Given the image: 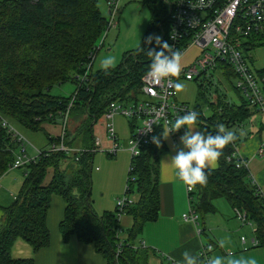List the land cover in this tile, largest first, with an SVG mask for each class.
<instances>
[{"label": "trees", "instance_id": "trees-1", "mask_svg": "<svg viewBox=\"0 0 264 264\" xmlns=\"http://www.w3.org/2000/svg\"><path fill=\"white\" fill-rule=\"evenodd\" d=\"M168 13L167 7L159 25L163 41H167L162 30L167 31ZM108 27L109 19L102 13L98 0H0V178L11 169L19 148L3 121L13 123L20 131L42 130L43 122L61 120L73 96L64 143L88 149L82 154L42 149L36 160L20 167L24 174L22 186L16 200L4 208L1 221L0 264H34L32 259L12 257L13 244L19 237L35 251L49 245L47 214L54 193L61 195L67 204L60 223L65 240L77 234L83 241L94 244L108 264L148 263L150 250L138 246L136 240L144 225L160 213L159 159L167 150L165 140L161 138L162 147L153 142L146 144L141 154L131 159L133 170H129L125 194L135 201L123 214L132 215L134 222L122 238L117 209L99 214L93 206V162L97 151L94 126L111 102L140 100L142 78L151 64L148 48L159 50V47L153 41L145 46L142 55L128 52L118 70L92 71L94 58L103 46H99L100 40ZM222 67L228 77L234 76L230 67ZM87 71L89 79L82 80ZM258 71L264 72V68ZM67 82L76 84L71 95L52 93L54 86ZM203 87L200 84V95L205 97ZM241 97V102L236 103L218 94L216 102L208 105L210 116L197 104V122L213 135L218 125L227 128L243 125L254 108ZM134 123L130 120L131 127ZM162 131L158 128L155 136ZM235 135L237 144L239 135L237 132ZM61 138L49 135L52 144L60 143ZM234 150V144H228L218 167L205 170L207 183L194 187L193 204L203 218L207 210L215 211L214 200L226 199L236 212L245 214L246 222L255 225L257 246L264 248V196L252 182L249 170L232 156Z\"/></svg>", "mask_w": 264, "mask_h": 264}, {"label": "built area", "instance_id": "built-area-1", "mask_svg": "<svg viewBox=\"0 0 264 264\" xmlns=\"http://www.w3.org/2000/svg\"><path fill=\"white\" fill-rule=\"evenodd\" d=\"M163 2L169 8V13L167 16V31L164 32L163 29L162 36H166L172 50L179 51L181 57L192 47L198 49L199 53L189 65L182 67L178 76L165 78L160 83L153 82L147 72L142 78L140 100L137 103L113 101L109 104L104 118L106 120L107 135L112 142V147L107 149L98 140H96V145L110 155H116L121 150L119 136L115 129L114 119L116 115H122L135 121L128 141V150L131 153V158L134 159L141 154L142 148L146 144L152 143V137L155 136L158 128L163 130V126H171L177 116L184 115L188 111L197 112L187 102L178 100L176 85L182 78L193 80L202 74H206L209 68L216 69L220 67L222 69L221 73L227 75L222 66L230 67L236 78L235 87L237 91L264 118V72L254 69L244 53V50H250L258 40L264 39V0H163ZM107 4L110 10L109 29L117 26L120 0H107ZM101 44H103L102 41L99 46ZM90 65H88L89 68ZM88 74L87 71L81 79L88 80ZM74 98L75 96H73L67 110L61 114L63 125L61 142L58 144L53 143L48 148V152L62 150L67 154H82L88 150L73 148L64 143V136L69 125L70 108ZM202 122L207 123L205 120ZM3 125L8 128V131L19 143L21 151L17 153L15 161L10 166L11 169L25 166L42 154V149L31 144L34 147L35 154L30 155L27 152V144L31 142L26 135L6 119L3 121ZM149 125H151V131L146 129ZM239 127L227 128L225 126L226 130L235 134L236 132L238 134ZM232 143L235 146L232 156L240 160L239 165H244L248 169V161L237 155L235 140ZM259 152L260 154L264 153V141ZM129 170H133L131 164ZM250 177L252 182L256 184L251 175ZM128 187L129 184L127 183L126 191ZM193 191L194 187L189 188L187 186L189 210L183 214V218L186 221L195 223L199 234H201L203 229L200 214L193 204ZM131 203L132 199L125 193L123 197L117 199L116 209L119 218ZM237 214L246 222L244 213L237 211ZM242 241L246 242L245 236H242ZM141 243L142 246H145L144 242ZM252 243L257 246L258 240L254 238ZM213 248V244L202 247L199 253L202 259L201 264H207V261L212 259L211 252Z\"/></svg>", "mask_w": 264, "mask_h": 264}, {"label": "crops", "instance_id": "crops-1", "mask_svg": "<svg viewBox=\"0 0 264 264\" xmlns=\"http://www.w3.org/2000/svg\"><path fill=\"white\" fill-rule=\"evenodd\" d=\"M196 50L197 52L194 55L181 60L182 67L189 65L194 60L199 53V50ZM92 71H94L93 66ZM58 87H60L61 92H64L65 88L72 90L68 86L59 85ZM70 93L67 92L64 95H71L72 93ZM204 111L209 116L212 114L208 106L204 108ZM254 111L259 113L255 108ZM260 115L252 113L250 118L238 128L239 139L236 151L237 155L248 161L249 174L264 196V153L260 154L259 152L261 144L264 141V118L262 117V119ZM200 125L197 122L196 127L199 130L211 133ZM128 127L130 134H132L133 130L130 120L128 121ZM184 131L185 129L182 128L179 132L171 134L168 140H165L167 150L160 155L159 159L160 175L158 188L160 193V213L155 220L149 221L144 225L139 238L136 240L138 246H141V242H144L145 248L150 250L147 264H183L182 254L185 251L190 252L197 258V264H201L202 259L199 253L202 247L207 244H213L214 246L211 252L212 258L216 256L223 257L225 264L228 259L241 258H255L257 264H264V248L255 246L252 243L255 238V225L249 222L252 235L251 237H247L244 232L245 228H242L236 220L229 219L233 215L231 210H226L223 213L222 204H220L221 210L216 206L215 200L213 201L215 211L207 210L203 218L200 215L201 227L203 229L201 234H199L195 223L186 221L183 218V214L189 210L187 185L178 179L177 170L170 164V157L176 154L174 145L177 148L183 147L180 144V136ZM96 140L101 142L107 149L112 147V142L109 138L107 145H104L101 137H97ZM32 151L29 153L30 155L35 154L34 149ZM119 153L120 150L117 154ZM96 154L97 152L94 155V162L97 160L101 165L95 167L94 184L95 182L108 179L110 167L118 166L116 189L121 188L119 190L121 192L125 183V172L129 166L128 152H122L118 160L104 159V156H96ZM217 167L218 161L214 166H210L207 169ZM16 169H10L0 178V226L4 217V208L16 200L18 191L24 180V174H20ZM93 192L94 188L92 189V195ZM115 195H111L109 200L105 197L106 192L104 191L98 194V196L93 195L92 201L95 211L99 214L114 212L116 210ZM131 199V204H133L135 198L131 196ZM66 205L65 199L61 195L57 193L52 194L47 214V226L50 232L49 245L35 251L29 242L19 237L13 244L11 250L12 257L14 259H32L34 264H108L107 259L96 250L94 244L83 241L77 234L70 235L67 240L64 239L60 230V223L65 216ZM236 215L238 216L237 212ZM238 218L245 223L239 216ZM133 222V216L130 214H123L120 217L121 237L133 225ZM238 234H240L239 237L237 236ZM242 236L246 237V242L242 241Z\"/></svg>", "mask_w": 264, "mask_h": 264}, {"label": "rangeland", "instance_id": "rangeland-1", "mask_svg": "<svg viewBox=\"0 0 264 264\" xmlns=\"http://www.w3.org/2000/svg\"><path fill=\"white\" fill-rule=\"evenodd\" d=\"M154 1L155 0H120V10L117 18V26L110 27L103 33V36L100 40V42L102 41L103 46L97 52L94 58V71L102 69L100 66L101 61L106 57H115L116 66L111 69L118 70L120 67H123V60L125 59V56L128 52H130V54H133V56L142 55V53L145 51V46L148 45L146 43V38L150 34H160L159 25L162 23L164 14L167 10V6L164 4L163 0H156L155 2ZM98 2L102 13L110 20L107 0H98ZM153 28L154 30L152 31ZM196 52V48L192 47L184 53V55L181 57V60L189 58ZM244 53L247 56L250 65L254 69L260 70L264 68V39L258 40L250 50H244ZM220 71H222L220 67L216 69L209 68L206 74H202L200 77H196L193 80H187L185 78L180 79L178 81V84L183 85V88L181 91L177 92L178 100L180 102H187L193 108L196 107L197 104H200V106H202V108L204 109L206 106L209 105L210 102H216L218 94H221L227 101L240 103L242 95L237 91L235 87L236 78L234 76L228 77V75H224ZM200 84L204 85L202 91L205 92V97L203 95H200ZM62 85L68 86L72 90L66 89L64 87V92H61L60 87L54 86L52 89V93L56 95H64L67 92L72 93L76 87L73 82H67ZM254 114L260 115L255 111ZM260 116L262 118V115ZM114 121L115 129L119 136V144L123 149L120 150V153L117 154V156H110L106 152L102 151L100 147H97L96 156H104V159L109 160H118L121 157L120 154L122 152H128L129 166L127 171L125 172L124 187L122 188L121 192H119L121 188L116 189L117 172L119 168L118 166L110 167L108 172V179H105L104 181L95 182L94 184V172L96 171L95 167L97 165H101L96 160L94 162L95 166L93 171V195L98 196V194L104 191L106 192L105 197L109 200L111 195L116 194L114 198L116 203L117 197H123L126 188V182L129 177L131 153L127 149L128 141L131 134L128 127L129 119L125 118L122 115H116ZM10 124L13 125V123ZM41 125L43 129L39 131L21 130V132L24 133L31 142L27 144L28 153L33 152L32 149L34 147L31 144L38 147L39 149H48L52 145L49 139V134L52 137H58L62 134L63 125L61 120L55 122H43ZM183 134H181V136ZM94 135L96 139L97 137H101L104 142V145H107L108 135L106 130V120L104 116H102L96 123L94 128ZM17 152H21L19 148ZM16 171L20 174H23V168H17ZM215 204L218 208H220V204H222L223 210L222 208L220 209L223 211V213L226 210H231L233 215H231L229 219L236 220L239 225L242 226V228H245L244 232L246 233L247 237H251L252 230L250 229L249 222L243 223L236 215V212L233 209L232 205L226 199H216ZM237 236L239 237L240 234H238Z\"/></svg>", "mask_w": 264, "mask_h": 264}, {"label": "clouds", "instance_id": "clouds-1", "mask_svg": "<svg viewBox=\"0 0 264 264\" xmlns=\"http://www.w3.org/2000/svg\"><path fill=\"white\" fill-rule=\"evenodd\" d=\"M153 41L160 50L148 48L147 55L151 57V64L147 75L155 83H160L165 78L178 76L182 70L181 53L173 51L171 45L167 41H163L159 35L150 34L146 38L148 45H151ZM100 66L107 73L110 68L116 66L115 57L104 58ZM182 88L183 85H176L177 92ZM197 118V112L188 111L184 115L177 116L171 126H163L160 136L152 137V142L157 147H162L161 138L168 140L173 132L185 129L184 134L180 136V144L183 147L173 146L176 154L171 155L170 164L177 170L178 179L189 188L206 185L208 176L205 170L214 166L222 156L223 149L236 139L235 133L226 130L222 124L217 126L215 135L199 130L196 127ZM154 122L159 123L158 121ZM146 129L151 131V125ZM182 255L183 264H197V258L190 252L185 251ZM207 264H225V260L223 257L216 256L209 259ZM226 264H257V261L255 258L228 259Z\"/></svg>", "mask_w": 264, "mask_h": 264}, {"label": "water", "instance_id": "water-1", "mask_svg": "<svg viewBox=\"0 0 264 264\" xmlns=\"http://www.w3.org/2000/svg\"><path fill=\"white\" fill-rule=\"evenodd\" d=\"M109 12H110V10H109Z\"/></svg>", "mask_w": 264, "mask_h": 264}]
</instances>
